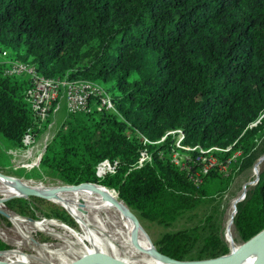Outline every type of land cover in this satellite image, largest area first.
<instances>
[{
    "label": "trees",
    "instance_id": "16d2710c",
    "mask_svg": "<svg viewBox=\"0 0 264 264\" xmlns=\"http://www.w3.org/2000/svg\"><path fill=\"white\" fill-rule=\"evenodd\" d=\"M0 54L42 76L87 79L109 92L113 109L66 114L39 172L23 175L58 180L112 209L126 206L139 224L141 217L169 225L228 184L217 165L193 183L198 152H186V168L172 163L176 134L153 143L167 131L181 130L179 143L189 147L230 145L212 152L217 161L236 150L249 155L264 135V0H0ZM6 67L1 59L0 140L14 149L48 119L39 123L24 101L28 77L6 75ZM142 147L151 160L136 167ZM104 159L116 160L115 170L96 177ZM219 223L207 215L152 244L172 264L193 247L189 259L217 257L229 251ZM231 224L240 243L264 227V172L236 203Z\"/></svg>",
    "mask_w": 264,
    "mask_h": 264
},
{
    "label": "rangeland",
    "instance_id": "374dc122",
    "mask_svg": "<svg viewBox=\"0 0 264 264\" xmlns=\"http://www.w3.org/2000/svg\"><path fill=\"white\" fill-rule=\"evenodd\" d=\"M1 59L4 61L8 60L3 54H0V60ZM63 101L62 96L58 98L55 103V110L49 113L47 117L48 120L44 126L31 136L32 142L23 147L20 151L11 154L8 149H5L1 145L0 140L1 177L16 182H27V179H29L39 181L40 183L37 184L53 187L65 185L58 180L45 176L25 178L23 175L39 172V160L36 161L37 154L39 153V155H41L44 146L51 140L54 133L62 126L66 119ZM255 155H257L256 159L253 160V156ZM203 156L205 159L214 158L210 152L203 154ZM232 160L233 161L230 162L225 169L220 167L222 176L228 177L226 188L209 197L198 199L197 204L191 211H186L169 225H160L154 221H149L141 217L139 219L140 225L133 212L126 206H119L117 209H112L109 205L108 206L121 225L129 229L136 238L141 240V242L143 241L144 245L147 244L152 249L154 247L152 242L157 241L162 233L192 226L207 215H211L213 218L220 221V233L229 250L231 245L237 246L240 244L231 224L236 203L240 201L237 198L242 192L245 194L247 189L253 185L250 184V182L264 172V135L256 140L249 155H235ZM32 185H34V183H31L28 187L33 191H38ZM25 187L26 186H21L18 188L24 189ZM2 191L4 192V188L0 184V198L5 199L7 195ZM90 197L103 199L96 195H91ZM18 199H25L27 202L26 206H21L22 203L19 202ZM53 201L33 194L28 195V197L10 196L4 201L2 209L0 210L1 212H9L10 214L20 216L24 222L40 225L37 230L32 226L26 225V227L16 220L22 225L23 229L20 230L19 226L15 225V223H12L4 216L6 214L3 213V215L0 213V241L6 245V248L3 249L6 250L5 253H19V255L38 259L37 251L34 249H36V247H43L51 254H64L61 256V264H69L72 260L80 256L95 252L109 255L124 262L114 254L115 252L117 253V249L113 247L115 246V243H113L115 242L114 238L107 239L101 236L97 228H94L93 223L90 222L87 223L86 229H82L76 223V220L72 218L71 214H73V212L67 211L63 205H61L63 202ZM232 203L233 207L231 206ZM55 207L62 210L64 214L54 211L53 208ZM229 211L232 212L231 216H229ZM101 215L104 220H106V216L102 213ZM132 216L135 217L136 222L133 220ZM65 218H67L69 222L64 221ZM228 220L231 224L229 228L231 241L226 240L225 234V224ZM61 226L65 227L67 231H64ZM14 230L24 239H19L20 237ZM144 232L147 234L149 240L144 235ZM26 241L29 243L27 244ZM197 251V248L193 247L192 250L186 252V259H182L184 261H182L183 263L181 264H195L194 262H199L197 260H203L195 258L189 259L190 257H195L198 253ZM20 259L22 261L19 259H12L8 261L7 264H36L31 262L29 258Z\"/></svg>",
    "mask_w": 264,
    "mask_h": 264
},
{
    "label": "built area",
    "instance_id": "2783aa9c",
    "mask_svg": "<svg viewBox=\"0 0 264 264\" xmlns=\"http://www.w3.org/2000/svg\"><path fill=\"white\" fill-rule=\"evenodd\" d=\"M7 67L4 69L6 75H25L28 77V85L24 90V101L29 106L34 117L39 123L44 122L50 111L55 110V99L60 95L63 97L64 109L66 114H75L88 110L89 108H95L96 110L113 109L112 101L108 92L98 83L87 80V79H61L58 77L50 78L40 75L34 67L28 63L21 62L18 60H7ZM176 134V140L173 142V146L170 149L169 157L170 161L178 165L181 169L186 168L183 164V160H186V152L196 149L198 154L194 157V160L200 163L198 172L192 176L193 183L197 184L201 181V176L205 175L211 166L217 165L220 170L225 169L232 158L240 155V151H234L224 161H217L216 157L211 159H205L203 154L212 153L213 151H227L230 149V145L221 149L215 146L207 149H201L199 146L189 147L179 143L182 137V132L179 129L167 131L159 140L153 142L157 143L162 141L165 136ZM32 142L30 132L26 131L21 139L22 146L19 148L8 149L11 154L20 151L23 147L27 146ZM146 139H143V144L147 143ZM159 154V153H158ZM39 153L37 154L36 161L39 160ZM151 154L142 147L136 157L135 166L139 167L144 163L150 162ZM116 167V160L104 159L98 162L95 166L94 174L96 177H102L104 174H112ZM221 171V170H220ZM257 178H254L250 184H255ZM245 194L242 192L237 199L240 201L244 198Z\"/></svg>",
    "mask_w": 264,
    "mask_h": 264
},
{
    "label": "bare ground",
    "instance_id": "6f19581e",
    "mask_svg": "<svg viewBox=\"0 0 264 264\" xmlns=\"http://www.w3.org/2000/svg\"><path fill=\"white\" fill-rule=\"evenodd\" d=\"M31 183H34V185L32 186L35 189H37L40 193L36 190L33 191L28 187ZM37 183L40 182L39 181L16 182L0 176V184L4 188V192L3 191L2 192L5 195H7L5 199H0V210L2 209L4 201L10 196L28 197V195L33 194L47 198L51 201L55 200L57 202H63L61 203V205H63V207L67 211L73 212V214H71L72 218L76 220V223L82 229L84 228L86 229L87 223L90 222L93 223L94 228H97V231L101 236H104L107 239L114 238L115 242L113 243H115V246L113 247L117 249V253L115 252L114 254L119 258H121L124 261V263L171 264L169 261L173 262L172 260H170V258L168 259L164 256H161L157 252L155 247L152 246L154 249L153 250L147 244H145L146 245L145 246L143 241L141 242V240L136 238L135 235H133L129 229L121 225L118 222L113 211H111L110 207L103 199H100L98 197H90L88 195L82 194L68 185L53 187V186H46ZM21 186L22 187L26 186V187L24 189L18 188ZM231 206L233 207V203L231 204ZM0 213L6 214L3 215L6 216L12 223H15V225L19 226L20 230L23 229L22 225L17 222L19 221L22 224L24 223L23 219L20 216L15 214H10L9 212L0 211ZM101 213L104 214V216H106V220H104ZM229 214H230L229 216H231L232 212L229 211ZM230 225L231 224L228 220L225 224L226 240L228 241H231V236L229 234ZM61 228L64 231H67L65 227L61 226ZM14 231L20 237L18 232L16 230ZM144 235L149 240L145 232ZM19 239H24V238L20 237ZM26 243L28 244L29 242L26 241ZM236 247L237 246L235 245H231L230 249L234 250ZM34 250L37 251L38 259H34V258L32 259V257L19 255V253H11V254L3 253L6 250L0 251V253H2L0 254V262L2 264H7V262L12 259L21 260L20 258H29L31 259V262H34L36 264H61L60 262H62L61 256H63L64 254L54 255L49 253L43 247H36V249ZM258 255H259V249H255L253 251H250L249 253L240 256L237 260H235L231 264H253V262L257 259ZM194 263L197 264L198 262H194ZM94 264H101V263H94Z\"/></svg>",
    "mask_w": 264,
    "mask_h": 264
},
{
    "label": "water",
    "instance_id": "95a60500",
    "mask_svg": "<svg viewBox=\"0 0 264 264\" xmlns=\"http://www.w3.org/2000/svg\"><path fill=\"white\" fill-rule=\"evenodd\" d=\"M82 184V183H81ZM112 190V189H111ZM113 191V190H112ZM114 192V191H113ZM133 220L136 222L135 217ZM255 249H259V255L253 264H264V227L257 233L252 235L247 240L241 242L234 250H230L223 255H219L213 258H206L199 261L197 264H231L237 260L240 256L249 253ZM126 264L116 258L103 253H90L84 256H80L72 260L69 264ZM0 264H2L0 262Z\"/></svg>",
    "mask_w": 264,
    "mask_h": 264
}]
</instances>
